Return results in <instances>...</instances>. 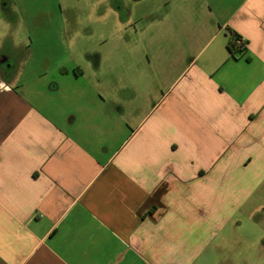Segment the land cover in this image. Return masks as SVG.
I'll list each match as a JSON object with an SVG mask.
<instances>
[{"label":"crops","instance_id":"0c3cea01","mask_svg":"<svg viewBox=\"0 0 264 264\" xmlns=\"http://www.w3.org/2000/svg\"><path fill=\"white\" fill-rule=\"evenodd\" d=\"M160 6L125 72L0 42V264L260 263L264 0Z\"/></svg>","mask_w":264,"mask_h":264},{"label":"rangeland","instance_id":"374dc122","mask_svg":"<svg viewBox=\"0 0 264 264\" xmlns=\"http://www.w3.org/2000/svg\"><path fill=\"white\" fill-rule=\"evenodd\" d=\"M163 1L0 0V42L2 45L12 42L28 48L14 56L17 63L28 58L30 48H41L40 59L46 54L58 61L73 57L79 63L87 56H100L103 72L110 71L114 59L125 72L121 62L127 64L124 59H132L133 55L132 48L123 43L134 41L135 33L131 28L140 32L146 28L149 19L145 17L142 21V17L151 10H154L152 17L161 15ZM128 18L131 19L129 23ZM142 36L140 34V41L135 42L139 48V44L144 42ZM134 55L147 62L142 50L134 51ZM259 259V264H264V254Z\"/></svg>","mask_w":264,"mask_h":264},{"label":"trees","instance_id":"16d2710c","mask_svg":"<svg viewBox=\"0 0 264 264\" xmlns=\"http://www.w3.org/2000/svg\"><path fill=\"white\" fill-rule=\"evenodd\" d=\"M230 36H231V39H230V42L228 43V48H229L231 54H235L238 50L244 49V47L241 48V47H237L235 45V40H236V38H238L237 35L232 33Z\"/></svg>","mask_w":264,"mask_h":264},{"label":"built area","instance_id":"2783aa9c","mask_svg":"<svg viewBox=\"0 0 264 264\" xmlns=\"http://www.w3.org/2000/svg\"><path fill=\"white\" fill-rule=\"evenodd\" d=\"M244 44H245V42H244V40L241 37L236 38L235 45L237 47L243 48L244 47Z\"/></svg>","mask_w":264,"mask_h":264}]
</instances>
